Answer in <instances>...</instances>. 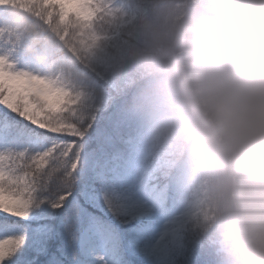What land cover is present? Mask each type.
Listing matches in <instances>:
<instances>
[{"label": "snow or ice", "instance_id": "snow-or-ice-1", "mask_svg": "<svg viewBox=\"0 0 264 264\" xmlns=\"http://www.w3.org/2000/svg\"><path fill=\"white\" fill-rule=\"evenodd\" d=\"M123 23L113 0H0V264H203L189 205L69 62Z\"/></svg>", "mask_w": 264, "mask_h": 264}, {"label": "clouds", "instance_id": "clouds-1", "mask_svg": "<svg viewBox=\"0 0 264 264\" xmlns=\"http://www.w3.org/2000/svg\"><path fill=\"white\" fill-rule=\"evenodd\" d=\"M110 49L123 110L213 264H264V0H145Z\"/></svg>", "mask_w": 264, "mask_h": 264}, {"label": "trees", "instance_id": "trees-1", "mask_svg": "<svg viewBox=\"0 0 264 264\" xmlns=\"http://www.w3.org/2000/svg\"><path fill=\"white\" fill-rule=\"evenodd\" d=\"M113 4L125 14V23L106 33V38L99 43L87 62H81L71 53L68 54L73 71L96 107L97 118L104 120L102 126H107L108 119L112 117L127 118L123 110V99L129 85L120 74L109 69L112 63L109 53L114 44L133 34L131 18L147 6L145 0H113ZM201 256L203 264H213V257L203 243Z\"/></svg>", "mask_w": 264, "mask_h": 264}]
</instances>
